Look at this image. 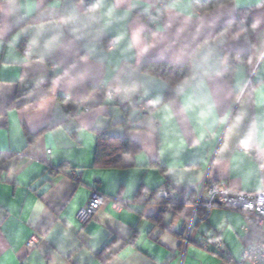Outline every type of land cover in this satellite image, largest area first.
Returning a JSON list of instances; mask_svg holds the SVG:
<instances>
[{
  "label": "crops",
  "instance_id": "crops-1",
  "mask_svg": "<svg viewBox=\"0 0 264 264\" xmlns=\"http://www.w3.org/2000/svg\"><path fill=\"white\" fill-rule=\"evenodd\" d=\"M201 1L0 0V264H229L263 237L248 213L207 204L211 184L264 191L240 149L264 161V0ZM148 62L190 64L171 101ZM100 133L139 147L128 167L95 165ZM163 183L189 205L140 203ZM214 236L227 255L200 245Z\"/></svg>",
  "mask_w": 264,
  "mask_h": 264
},
{
  "label": "built area",
  "instance_id": "built-area-1",
  "mask_svg": "<svg viewBox=\"0 0 264 264\" xmlns=\"http://www.w3.org/2000/svg\"><path fill=\"white\" fill-rule=\"evenodd\" d=\"M94 0H85L86 8H91L94 4ZM165 4H160L159 9L163 11L165 9ZM116 43V39H111L108 43V47L114 46ZM29 49V48H28ZM28 49H26L28 51ZM238 61H242L240 56H237ZM107 96L113 100H119V97L112 90L108 91ZM152 107V103L150 101H145L141 105V109H149ZM240 149L243 150L249 156H254L259 158L261 162V167L264 170V161L260 156H257L256 150L254 148V144L252 141H244L240 145ZM51 151H48L50 153ZM76 181H79V177L74 178ZM189 191H186L182 198H180L179 203L189 205L188 201ZM209 195L210 202L207 204L208 208L215 206H222L227 208H232L235 210H240L249 214V218L251 222L256 223L258 228H260L263 232V237L255 242L247 243L244 246V249L241 253V257L239 260L231 259L229 264H264V191L257 192L253 195L244 194L238 191H234L226 185H216L211 184L209 187ZM178 198V195L168 186H161L156 192L154 197L152 198L150 194L145 195L141 198L140 203H154V204H168L175 202ZM105 201V196L100 193H94L89 204L82 209V214L84 218L92 217L95 212L101 207V205ZM128 204V202H126ZM200 198L195 203V207L200 205ZM194 219L191 223L187 225V240H189L190 236L194 231ZM248 232V228L245 230ZM31 246H36V241H31ZM200 245L203 248H210L213 246L217 248L221 254L227 255V249L224 245L223 238L221 236H214L211 239L203 240L200 242Z\"/></svg>",
  "mask_w": 264,
  "mask_h": 264
},
{
  "label": "trees",
  "instance_id": "trees-1",
  "mask_svg": "<svg viewBox=\"0 0 264 264\" xmlns=\"http://www.w3.org/2000/svg\"><path fill=\"white\" fill-rule=\"evenodd\" d=\"M226 1H230V0H204L201 2H197L195 4V7L200 11L205 12L224 4ZM233 22H230L223 28L229 30ZM238 56L241 57L242 62H246V60L248 59L247 54H241ZM143 71L145 73H148L150 75L162 79L168 84L164 97V102H167V101H171L174 97V86L189 78L191 74V67L189 63H186L184 65H173L167 62H148L144 65ZM33 138L34 136L32 137V139ZM98 139H99L98 151L96 155L95 165L99 167H103V168L128 167L127 164H130V162H127L125 160L121 161L120 157H122L124 154L133 155L139 150V147L135 146L131 141V139H129L128 137H125L123 140H120L118 144L116 142L113 143V138H111L106 133H100L98 135ZM9 158L10 156H5L2 152H0V170L3 169L4 164L7 162ZM164 185L170 188V186L167 183H163L162 185L158 186L155 190L150 192V196L153 198L155 192L161 186ZM179 201L180 198L178 196L175 202L162 204V205L165 207L184 209L186 205L181 203L179 204Z\"/></svg>",
  "mask_w": 264,
  "mask_h": 264
},
{
  "label": "snow or ice",
  "instance_id": "snow-or-ice-1",
  "mask_svg": "<svg viewBox=\"0 0 264 264\" xmlns=\"http://www.w3.org/2000/svg\"><path fill=\"white\" fill-rule=\"evenodd\" d=\"M246 128H247V124H245V130H246ZM223 131L226 132V131H227V128H225ZM218 143H221V144L224 143L223 138H221V139L218 141Z\"/></svg>",
  "mask_w": 264,
  "mask_h": 264
}]
</instances>
